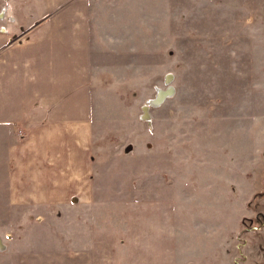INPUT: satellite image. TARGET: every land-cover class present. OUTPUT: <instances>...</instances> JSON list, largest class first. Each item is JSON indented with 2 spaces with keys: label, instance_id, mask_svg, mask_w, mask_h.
<instances>
[{
  "label": "rangeland",
  "instance_id": "obj_1",
  "mask_svg": "<svg viewBox=\"0 0 264 264\" xmlns=\"http://www.w3.org/2000/svg\"><path fill=\"white\" fill-rule=\"evenodd\" d=\"M51 2L0 0V42L88 108L92 197L0 216V264H264V0Z\"/></svg>",
  "mask_w": 264,
  "mask_h": 264
},
{
  "label": "crops",
  "instance_id": "obj_2",
  "mask_svg": "<svg viewBox=\"0 0 264 264\" xmlns=\"http://www.w3.org/2000/svg\"><path fill=\"white\" fill-rule=\"evenodd\" d=\"M51 1L52 8H66ZM82 23L87 31L86 17ZM21 42H0V216H11L14 210L20 219L24 202L27 211L37 213L69 210L86 204L93 189L86 156L87 137L93 132L87 128L89 110L84 113L80 104L66 103L65 84L50 80L54 67L47 57L20 60L7 50ZM61 99L64 107L56 109ZM8 232L11 227L0 226V254Z\"/></svg>",
  "mask_w": 264,
  "mask_h": 264
},
{
  "label": "water",
  "instance_id": "obj_3",
  "mask_svg": "<svg viewBox=\"0 0 264 264\" xmlns=\"http://www.w3.org/2000/svg\"><path fill=\"white\" fill-rule=\"evenodd\" d=\"M2 9H0V17H2ZM172 77V73L171 72H167L165 74V80L166 82H168ZM173 92V86L171 84H168L166 87L164 88H160L157 87L156 89V93L154 94V97L150 100V102L148 101V99L145 101V103L143 104L142 108H143V117L144 118H148V113H147V108L148 105L151 103L152 105H158L164 98L165 96L170 95ZM0 246H3V243L0 239Z\"/></svg>",
  "mask_w": 264,
  "mask_h": 264
},
{
  "label": "bare ground",
  "instance_id": "obj_4",
  "mask_svg": "<svg viewBox=\"0 0 264 264\" xmlns=\"http://www.w3.org/2000/svg\"><path fill=\"white\" fill-rule=\"evenodd\" d=\"M152 98H153V97H152ZM152 98H149L148 101L150 102V100H151ZM151 105H152V104L150 103L149 106H151ZM147 120H149V117L147 118Z\"/></svg>",
  "mask_w": 264,
  "mask_h": 264
}]
</instances>
